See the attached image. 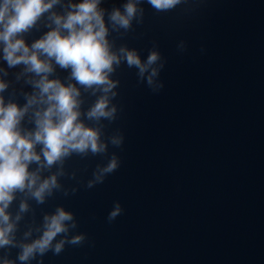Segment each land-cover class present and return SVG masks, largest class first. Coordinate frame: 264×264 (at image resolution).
<instances>
[{
  "label": "water",
  "instance_id": "1",
  "mask_svg": "<svg viewBox=\"0 0 264 264\" xmlns=\"http://www.w3.org/2000/svg\"><path fill=\"white\" fill-rule=\"evenodd\" d=\"M82 2L57 0L18 38L30 47ZM129 3L137 12L125 28L111 16ZM99 9L119 58L108 73L114 87L82 85L47 56L51 73L9 66L0 45V97L27 106L23 134L37 131L36 114L50 106L37 87L47 75L79 91L78 122L102 146L48 165L36 145L41 160L29 171L39 179L7 209L15 228L0 264H264V0H180L166 10L149 0H101ZM127 52L144 64L158 59L142 73ZM104 98L113 114L91 117ZM52 177L56 186L35 198ZM61 209L72 216L66 230L21 261Z\"/></svg>",
  "mask_w": 264,
  "mask_h": 264
},
{
  "label": "clouds",
  "instance_id": "2",
  "mask_svg": "<svg viewBox=\"0 0 264 264\" xmlns=\"http://www.w3.org/2000/svg\"><path fill=\"white\" fill-rule=\"evenodd\" d=\"M57 0H0V45H3V59L9 66L25 64L28 71L37 75L51 73L53 68L41 56L54 58L62 67L72 68L73 77L82 85L109 84L108 73L119 58L110 51L107 40L108 29L105 26L103 12L99 9L101 0H83L67 17H56L55 23L60 26L46 34L41 40L30 47L19 35L35 25L41 15L51 9ZM159 10L175 7L180 0H149ZM126 13L115 11L111 19L115 24L128 27L131 19L136 15L135 3L125 6ZM63 28L67 34L60 30ZM129 65H136L141 72L157 61L158 55L152 54L147 64L135 52H127ZM155 70L153 75H155ZM151 81V77H149ZM41 95L47 96L49 107L43 113H37V131L23 134L19 125L28 111L16 104H5L0 97V247L12 243L11 233L15 225L11 222L8 207L15 199L17 191L33 189L39 177L29 171L32 162H39L41 155L35 151L36 145H43V156L48 165H52L71 151L84 152L89 148L100 151L99 134L96 130L86 128L78 122L80 113L77 97L80 95L75 87H65L59 81L49 80L45 75L37 83ZM105 88L107 92L110 90ZM7 88V84L0 81V92ZM36 103L35 99L29 105ZM107 98L101 99L89 113L91 117H108L113 114L107 111ZM117 167L113 161L105 171H112ZM56 186V178L40 184L33 192L38 200L43 201L44 194ZM26 210L27 205H22ZM117 213H113L115 216ZM70 213L63 209L49 218L47 230L43 237L30 245H25L20 256L21 261L31 258L37 251L44 253L51 246L55 237L66 230L65 221L71 220ZM79 239V238H77ZM62 244L56 246L59 252Z\"/></svg>",
  "mask_w": 264,
  "mask_h": 264
}]
</instances>
